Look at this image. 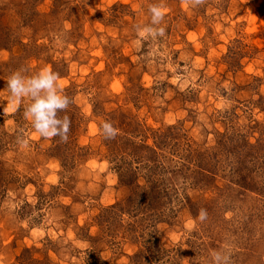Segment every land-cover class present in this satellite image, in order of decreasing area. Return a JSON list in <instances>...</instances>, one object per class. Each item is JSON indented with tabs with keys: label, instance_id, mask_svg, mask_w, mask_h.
Here are the masks:
<instances>
[{
	"label": "rangeland",
	"instance_id": "obj_1",
	"mask_svg": "<svg viewBox=\"0 0 264 264\" xmlns=\"http://www.w3.org/2000/svg\"><path fill=\"white\" fill-rule=\"evenodd\" d=\"M153 3L165 31L145 39ZM44 66L70 100L66 140L9 100L13 71ZM127 135L167 168L150 174ZM213 250L264 264V0H0V264H211Z\"/></svg>",
	"mask_w": 264,
	"mask_h": 264
},
{
	"label": "clouds",
	"instance_id": "obj_2",
	"mask_svg": "<svg viewBox=\"0 0 264 264\" xmlns=\"http://www.w3.org/2000/svg\"><path fill=\"white\" fill-rule=\"evenodd\" d=\"M150 24L137 26L140 37L147 39L164 35V28L158 27L164 18V8L160 4H150ZM59 75L50 67L44 66L28 74L23 68L13 71L6 79V88L9 100L14 104L24 103L23 118L29 122L31 128L41 138L51 139L58 137L67 139L70 128V118L65 110L69 107V97L63 92L59 84ZM60 113H65L60 115ZM100 134L104 139H113L118 134L111 121L103 120L99 124ZM27 145V139L20 141ZM206 211L200 209L197 218L206 219ZM211 264H229L227 251L213 250L210 252Z\"/></svg>",
	"mask_w": 264,
	"mask_h": 264
},
{
	"label": "trees",
	"instance_id": "obj_3",
	"mask_svg": "<svg viewBox=\"0 0 264 264\" xmlns=\"http://www.w3.org/2000/svg\"><path fill=\"white\" fill-rule=\"evenodd\" d=\"M124 132H126V131H124V130L121 129V133H119V134H124ZM126 134H127V132H126ZM161 138L163 139V136ZM58 139L59 138L57 137L56 138V141ZM132 139L133 138L131 137V135L130 136L127 135V139L126 140L127 141L131 140V141H129V144L131 146L136 147V149H134V155L135 156L136 155H139L138 153H140V152L143 153L142 151L147 150L148 153H146L145 156L144 155H141V156L144 159H146L148 157V159H149V161H148V167H149L150 174H152V175L153 174H157L158 173V169L164 170V168L165 169L167 168V166L164 165L163 158H162L164 156V154L161 153L160 151H158V149L156 147L149 146L146 143H142V144H139V145L136 146V141L134 139H133L134 141H132ZM164 139H166V136H165ZM188 145H189V157L191 159L192 153L195 151V149L193 150V148H192V146H194L193 144H191V145L188 144ZM138 158H140V157H138ZM130 172L132 173V179H131V180H133L132 182H134V181L136 182V180L138 179V172H136L133 167H131ZM153 192H155V194L152 195L153 198L155 199V201H158V202L162 201V198L161 197H164V193H162L161 191H159V189L158 190H154Z\"/></svg>",
	"mask_w": 264,
	"mask_h": 264
}]
</instances>
